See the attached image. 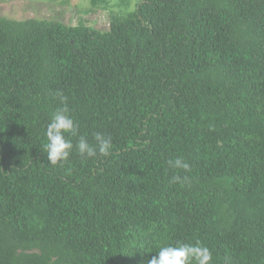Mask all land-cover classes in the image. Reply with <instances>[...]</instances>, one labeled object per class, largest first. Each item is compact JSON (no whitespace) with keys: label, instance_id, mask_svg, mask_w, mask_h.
I'll return each instance as SVG.
<instances>
[{"label":"trees","instance_id":"16d2710c","mask_svg":"<svg viewBox=\"0 0 264 264\" xmlns=\"http://www.w3.org/2000/svg\"><path fill=\"white\" fill-rule=\"evenodd\" d=\"M65 106V137L110 135L107 157L49 162ZM197 241L210 264H264V0H138L106 30L0 16V264H148Z\"/></svg>","mask_w":264,"mask_h":264},{"label":"clouds","instance_id":"9594fccd","mask_svg":"<svg viewBox=\"0 0 264 264\" xmlns=\"http://www.w3.org/2000/svg\"><path fill=\"white\" fill-rule=\"evenodd\" d=\"M61 103H65L67 97L60 95ZM71 136L78 135V125L68 114L67 107L58 108L51 117L45 130L46 144L44 149L47 152L48 160L52 165H57L67 161L73 148L81 157H107L112 149L111 136H105L102 133L95 134V145H90L85 137L80 136L77 143L73 145L72 140L67 139L65 134ZM169 165L173 168L182 169L185 172L191 170L190 164L180 157L175 160H169ZM187 176L176 175L172 177L173 183L183 185L188 181ZM212 261V252L200 241L195 244L177 242L176 245L167 244L161 246L148 264H210Z\"/></svg>","mask_w":264,"mask_h":264},{"label":"rangeland","instance_id":"374dc122","mask_svg":"<svg viewBox=\"0 0 264 264\" xmlns=\"http://www.w3.org/2000/svg\"><path fill=\"white\" fill-rule=\"evenodd\" d=\"M138 0H0V16L14 19L42 18L67 25H84L106 30L109 15L132 10Z\"/></svg>","mask_w":264,"mask_h":264}]
</instances>
